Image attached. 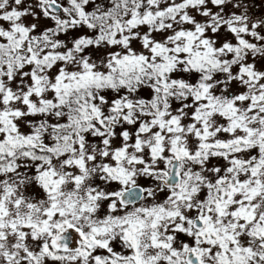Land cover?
Here are the masks:
<instances>
[{"label": "snow or ice", "instance_id": "obj_1", "mask_svg": "<svg viewBox=\"0 0 264 264\" xmlns=\"http://www.w3.org/2000/svg\"><path fill=\"white\" fill-rule=\"evenodd\" d=\"M0 264H264V0H0Z\"/></svg>", "mask_w": 264, "mask_h": 264}]
</instances>
